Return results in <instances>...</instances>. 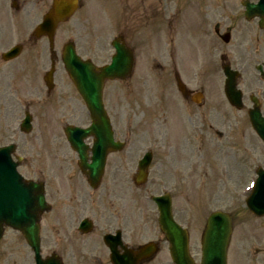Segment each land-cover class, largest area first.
<instances>
[{
  "label": "rangeland",
  "instance_id": "1",
  "mask_svg": "<svg viewBox=\"0 0 264 264\" xmlns=\"http://www.w3.org/2000/svg\"><path fill=\"white\" fill-rule=\"evenodd\" d=\"M80 8L67 22L61 24L54 37L55 73L53 89L55 97L62 101L45 100L44 90L31 87L42 83L45 67L39 74L31 75L19 62H8L0 67V146L13 142L17 145L15 155L21 156L22 162L18 171L25 179L45 182L47 194L59 187L65 190V178L59 169L74 168L72 152L64 138L63 126L66 123L84 126L88 124L86 109L79 95L69 81L60 62L64 44L72 41L77 53L84 59H90L96 65H104L110 61L113 49L111 40L122 35L126 43L134 51V70L126 81H109L105 84L103 102L110 117L117 137L126 140L127 147L120 157L133 154L134 164L150 150L152 164L149 168L147 182L142 186H131L125 192V201L131 208L134 217L132 241L135 245L148 241H158L159 253L144 264H172L168 254V246L157 226V211L150 201L151 196L169 193L172 199V210L176 221L189 232V251L195 264L200 261V240L205 220L213 210H226L238 206L244 191L212 190L218 184L214 175L224 170L222 161L230 166L238 163L233 176L241 175L243 163L248 154L244 147L249 146L247 140L255 142L254 134L248 126L241 122L237 112L227 109L218 111H195V103L184 100L176 89L175 75L185 87L195 93V71L203 67L209 71L205 79L211 87L212 96L208 103L215 108L220 99L217 96V82L214 76V62L202 63L201 52L195 57V27H256L254 21L246 22L239 2L223 0L218 9H206L202 0L195 9V0H171L169 7L163 12L149 13L148 3L136 0L137 12H133L128 22L120 15L122 6L119 0H79ZM52 0H0V53L15 43L31 40L28 36L41 21L51 6ZM13 3V7L11 6ZM235 4V5H231ZM150 16L145 18V15ZM135 27L130 31L128 25ZM147 24L158 27H174L169 39H160L153 29H144ZM152 27V26H150ZM176 27V28H175ZM160 35L161 30H160ZM33 39V38H32ZM29 41L25 46L29 47ZM37 51L24 63L39 57L40 62H47L48 53L45 39L36 42ZM26 56V53L23 54ZM20 61V60H18ZM49 69V68H48ZM47 69V70H48ZM12 76L22 82L16 84L17 96L7 83ZM12 82V81H11ZM29 85V86H27ZM7 99L4 93H9ZM32 94L39 101L33 100ZM16 97V98H15ZM33 100L35 103H33ZM32 106L33 127L29 134L18 133V118L23 117L22 105ZM10 109L9 114L5 110ZM199 126L201 137L198 139L196 126ZM222 134V139L219 135ZM221 143L229 148L213 168V176L199 177L195 174V157L199 156L198 146L204 148L200 156L212 162V151H217ZM195 146V149H194ZM112 159H115L112 156ZM120 168H123L121 165ZM136 168L131 172L135 173ZM107 173L112 175L107 168ZM121 174H127L124 167ZM206 179L207 185L200 183ZM120 188H113L110 198L121 195ZM48 216L41 222V252L48 255L49 233ZM93 236L88 238L87 247H92ZM106 257V254H105ZM228 264H264V253H258L253 246L240 237L239 228L235 227L227 250ZM31 254L21 234L6 230L0 242V264H33Z\"/></svg>",
  "mask_w": 264,
  "mask_h": 264
},
{
  "label": "flooded vegetation",
  "instance_id": "2",
  "mask_svg": "<svg viewBox=\"0 0 264 264\" xmlns=\"http://www.w3.org/2000/svg\"><path fill=\"white\" fill-rule=\"evenodd\" d=\"M223 0H202L206 9H218ZM240 2L244 0H238ZM257 0H253L256 2ZM122 10L120 13L131 14L134 10L135 0H119ZM148 3V11L163 12L168 7V0H143L141 4ZM197 6L201 4L195 0ZM235 5V4H231ZM223 9L227 7L222 6ZM256 27H195V57L201 52L202 63L209 65L214 62V76L219 79L217 87L220 92L217 93L220 102L215 108L212 103H208L212 96L211 87L206 82L209 71H204L199 67L195 71V111L227 109L237 112L241 116V122L250 128L254 134L255 142L247 140L249 146L244 147L247 151V161L243 163L244 171L241 175L233 176L238 163L230 166L227 161H222L224 170L218 175H214L218 182L212 190L244 191L248 193L242 199L239 198L238 206L234 207L232 198L229 200V209L227 213L231 219L233 230L235 227L240 230V237L246 243L253 246L258 253H264V216H258L247 208L249 193L253 191L260 192L255 196L253 205L258 207L263 199L264 192V142L256 135L251 126L249 113L258 110L264 117V27H257L258 19H253ZM249 21V22H252ZM160 29L161 27H155ZM229 67L236 72V88L239 91L238 104L231 105L223 94L225 78L222 70ZM48 95V94H47ZM51 96V95H50ZM199 96V99L198 97ZM62 101L63 98H54ZM198 101V102H197ZM239 107L237 109L236 107ZM197 136L194 140L204 142L206 137L199 135V126H196ZM223 135H219L222 139ZM125 149L129 147L124 143ZM195 149V146H194ZM199 156L195 157V174L199 177L213 176V168L218 160L223 159V155L229 151L225 143L218 146L217 151H212V162L206 161L205 155L200 156V151L204 148H196ZM122 152L109 153L106 157L103 176L96 189L90 187L88 178L77 167V155L72 153L74 168L59 169L63 172L65 178V190L60 191L58 187L49 196L45 190V200L49 205V211L41 216V222L44 216H48L49 223L47 231L49 233V249L47 256H58L57 258L64 264H109L106 260L108 254L107 248L100 243V240L113 235L121 237L124 247L134 248L132 241V231L134 228V217L131 215L128 204L125 201V192L134 185L135 169L133 154L127 153V157H120ZM90 155V154H89ZM112 156L115 159H112ZM123 168H120V166ZM127 167V174H121L124 167ZM107 168L111 170L112 175L107 173ZM40 181V180H39ZM44 182V181H43ZM200 185H207L206 179ZM135 186V185H134ZM113 188H120L121 195L115 196L106 203L104 199L110 198ZM248 195V196H247ZM90 227V234H84V228ZM90 223H89V222ZM93 236L92 247H87L88 238ZM119 247V246H118ZM118 250L121 251L120 248ZM106 254V257H105ZM45 256V257H47ZM63 260V261H62ZM63 264V263H62Z\"/></svg>",
  "mask_w": 264,
  "mask_h": 264
},
{
  "label": "water",
  "instance_id": "3",
  "mask_svg": "<svg viewBox=\"0 0 264 264\" xmlns=\"http://www.w3.org/2000/svg\"><path fill=\"white\" fill-rule=\"evenodd\" d=\"M262 4L259 5L261 8ZM76 0H57L54 2L53 14H47L37 29L36 34H47L52 42L53 34L59 22L66 20L73 12ZM249 8H256L250 6ZM115 50L109 65L97 68L89 60H81L75 53L72 44L65 45L62 62L81 95L90 113L92 121L88 129L66 128L65 134L72 148L80 154L83 166L98 171L101 160L105 154V148L117 149L112 143L111 131L107 115L103 109L101 96L105 80L124 79L132 69V54L124 44L117 39L112 42ZM18 53V48H13L5 54L4 58H11ZM28 120L25 119V126ZM30 127L25 129L29 131ZM93 135L95 141L93 148L92 164L86 165L83 152V138ZM11 147L0 148V236L2 226L8 225L22 231L24 238L35 254L36 264H47L39 257L37 214L44 208V200L40 185L33 182H24L15 171L16 164L10 159ZM100 162V163H98ZM147 164L140 165V173L137 181L144 177ZM159 212L158 224L169 243V254L174 264H193V259L188 251L187 231L177 225L171 215V203L169 195L152 198ZM231 232L230 222L222 213H213L208 218L206 229L202 237L201 264H226V246ZM155 251L153 244L141 247L133 257L114 259V264H136L138 259L145 258ZM135 255V256H134Z\"/></svg>",
  "mask_w": 264,
  "mask_h": 264
}]
</instances>
